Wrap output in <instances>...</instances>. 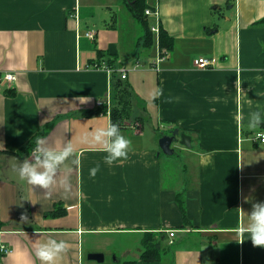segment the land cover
<instances>
[{"label": "crops", "instance_id": "obj_1", "mask_svg": "<svg viewBox=\"0 0 264 264\" xmlns=\"http://www.w3.org/2000/svg\"><path fill=\"white\" fill-rule=\"evenodd\" d=\"M126 3L0 0V246L10 249L0 264H42L35 251L49 239L67 242L54 264H85L84 247L99 252L110 238H126L133 256L109 264H264L244 231L264 201V124L249 127L264 110V0H146L158 11L146 16L148 39ZM199 56L216 66L196 68ZM112 79L129 85L143 120L121 130L132 146L109 164L89 133L109 122ZM172 128L191 144L166 154L156 130ZM37 132L75 147L49 189L18 173ZM147 233L158 260L140 259Z\"/></svg>", "mask_w": 264, "mask_h": 264}, {"label": "clouds", "instance_id": "obj_2", "mask_svg": "<svg viewBox=\"0 0 264 264\" xmlns=\"http://www.w3.org/2000/svg\"><path fill=\"white\" fill-rule=\"evenodd\" d=\"M6 78L12 79L11 74L9 73ZM161 94L162 90L155 93L157 96ZM261 124H264V110L257 108L250 113L249 127L256 129ZM89 135L96 144L100 145V150L107 153L104 157L107 163L111 164L120 158H127L132 141L122 133L118 124L109 121L106 125L96 127ZM35 143L33 159H25L20 163L18 173L28 184L49 189L57 183V169L75 151V147L69 142L57 150L49 146L46 137H38ZM98 170L99 165L93 167L90 170L91 175L94 176ZM60 183L64 185L65 182L60 181ZM248 214L249 223L244 227V231L248 233L253 245L264 246V201L254 203ZM21 219L27 220L28 217L22 215ZM65 251H67L66 241L49 239L38 245L35 254L42 264H54Z\"/></svg>", "mask_w": 264, "mask_h": 264}, {"label": "trees", "instance_id": "obj_3", "mask_svg": "<svg viewBox=\"0 0 264 264\" xmlns=\"http://www.w3.org/2000/svg\"><path fill=\"white\" fill-rule=\"evenodd\" d=\"M129 10L133 14L134 18L140 21L143 29L145 30L146 39H148V33L150 34V29L148 25V20L144 13L146 9V0H125ZM258 23L264 25V17L261 18ZM159 46L160 49H171V38L170 36L162 30H159ZM150 41V39H149ZM113 91L115 95V105L110 110L109 121L116 123L120 126V129L129 128H140L141 120L143 116L141 112L132 104V93L128 84H124L119 80H113ZM7 94H12L10 90L5 91ZM102 108V107H101ZM103 113H106L105 106L102 109ZM172 129H165L171 134ZM184 132V131H183ZM40 135L38 132L35 133L29 139V148L33 147L36 139ZM166 135V134H165ZM163 136V134H162ZM16 153V152H14ZM143 250L140 255V259L144 261H155L158 260L162 254V250H159L157 246H154L149 242V233L145 234L142 238ZM124 264H130V262H124Z\"/></svg>", "mask_w": 264, "mask_h": 264}, {"label": "rangeland", "instance_id": "obj_4", "mask_svg": "<svg viewBox=\"0 0 264 264\" xmlns=\"http://www.w3.org/2000/svg\"><path fill=\"white\" fill-rule=\"evenodd\" d=\"M141 26L138 24V27L140 28V33L142 35ZM154 36H155V34H152V43H151V44H153L152 46H154V44H156L154 41ZM154 50H155V46H154ZM141 64H142V62H141ZM145 129L150 130V139H151L152 135H154V133H155V130L152 127L151 128H145ZM156 131H157L159 138L162 136V134L163 135L169 134V131H164V130H156ZM173 148H174L175 154L172 156V158H175L176 152H177V155H180V150L178 147L173 146ZM122 239L123 238L106 239L103 242V244L100 245L101 251H99L103 254L105 253V257H104L103 262L98 263L94 260H88L87 262H85V264H88V262H89V264H109L111 261H115L116 257H122L123 255H129V257L133 256L131 244L128 243V240L126 238H124L125 242L122 244L121 243ZM92 251H93V249L91 247H89V246L84 247V252L90 253Z\"/></svg>", "mask_w": 264, "mask_h": 264}, {"label": "water", "instance_id": "obj_5", "mask_svg": "<svg viewBox=\"0 0 264 264\" xmlns=\"http://www.w3.org/2000/svg\"><path fill=\"white\" fill-rule=\"evenodd\" d=\"M178 135L180 137L179 139L177 138ZM174 142H179L183 146L189 147L191 144V137L184 132L179 133L178 128H175L174 130H172L170 135L169 134L163 135L158 140V144L161 150L166 154L173 153V150L170 148V146ZM87 258L89 260H95L97 262H102L104 259V254L100 252H90L87 254Z\"/></svg>", "mask_w": 264, "mask_h": 264}, {"label": "built area", "instance_id": "obj_6", "mask_svg": "<svg viewBox=\"0 0 264 264\" xmlns=\"http://www.w3.org/2000/svg\"><path fill=\"white\" fill-rule=\"evenodd\" d=\"M144 13H145V15L146 16H157L158 15V11L157 10H155V9H150V8H146L145 9V11H144ZM151 30L153 31V32H156V33H158V31H159V29H158V27L157 26H152L151 27ZM86 35L89 37V38H92L93 37V33L92 32H86ZM193 64H194V66L196 67V68H200V69H207V68H211V67H215L216 66V59H214V58H208V57H206V56H199V57H197V58H195L194 59V61H193ZM120 71H122V77H124L125 76V70L124 69H122V70H120ZM9 73H7L6 75H5V78H6V76L8 75ZM11 74V73H10ZM11 76H12V79H8V78H6L8 81H11V80H13L14 79V75L13 74H11ZM169 235H170V237H173L174 236V231H172V230H170L169 231ZM9 247H7V246H5V245H1L0 246V253H8L9 252Z\"/></svg>", "mask_w": 264, "mask_h": 264}]
</instances>
